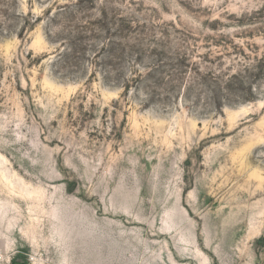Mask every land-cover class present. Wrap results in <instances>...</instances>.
<instances>
[{"label":"rangeland","instance_id":"1","mask_svg":"<svg viewBox=\"0 0 264 264\" xmlns=\"http://www.w3.org/2000/svg\"><path fill=\"white\" fill-rule=\"evenodd\" d=\"M0 264H264V0H0Z\"/></svg>","mask_w":264,"mask_h":264}]
</instances>
